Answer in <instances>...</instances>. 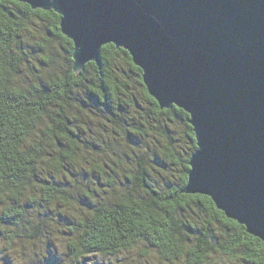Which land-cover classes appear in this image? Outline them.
I'll return each instance as SVG.
<instances>
[{"label": "trees", "instance_id": "obj_1", "mask_svg": "<svg viewBox=\"0 0 264 264\" xmlns=\"http://www.w3.org/2000/svg\"><path fill=\"white\" fill-rule=\"evenodd\" d=\"M34 17L47 33L37 45L55 42L63 53L62 66L43 60L42 76L21 39ZM60 18L0 0V235L39 239L59 223L74 264L129 250L155 264H223L215 254L264 264L259 238L227 223L209 197L181 192L196 149L188 114L160 109L140 68L112 43L76 76Z\"/></svg>", "mask_w": 264, "mask_h": 264}, {"label": "water", "instance_id": "obj_2", "mask_svg": "<svg viewBox=\"0 0 264 264\" xmlns=\"http://www.w3.org/2000/svg\"><path fill=\"white\" fill-rule=\"evenodd\" d=\"M17 1L60 15L76 76L103 45L126 50L159 108L188 114L181 192L264 241V0Z\"/></svg>", "mask_w": 264, "mask_h": 264}, {"label": "rangeland", "instance_id": "obj_3", "mask_svg": "<svg viewBox=\"0 0 264 264\" xmlns=\"http://www.w3.org/2000/svg\"><path fill=\"white\" fill-rule=\"evenodd\" d=\"M46 36L44 23L35 17L26 21L21 39L24 48L29 53L30 68L37 76L44 75L49 66L43 62L44 59L49 58L51 60L50 65L53 66H62L63 62L62 49L57 43L51 42L47 47H39L37 45ZM29 76L32 77L31 75ZM179 152L182 157L187 156V152L184 153L182 150H179ZM174 173L177 176L179 171ZM61 222L63 223L64 220L61 219ZM49 223V225L45 226L49 230L48 232H52V234H46L39 237V239L26 236L9 240L0 235V261H3L4 264H33L34 260H41V262L50 264V261L55 258L56 263L59 264H74L66 256L64 246L65 226L56 222ZM31 228L35 229L33 225H31ZM22 249H27V252L22 251ZM214 257L223 264H236V262L223 258L219 254H215ZM82 260L86 264H155L157 262L152 258H147L146 260L141 258L136 250L120 252L115 255H90ZM79 263H82V261Z\"/></svg>", "mask_w": 264, "mask_h": 264}, {"label": "snow or ice", "instance_id": "obj_4", "mask_svg": "<svg viewBox=\"0 0 264 264\" xmlns=\"http://www.w3.org/2000/svg\"><path fill=\"white\" fill-rule=\"evenodd\" d=\"M105 47H107V45H105ZM192 198H193V199H200V198H206V197L194 196V197H192ZM226 222H227V223H233V224L235 223V221H227V220H226ZM249 230L251 231V226H249ZM262 235H264V234H262ZM261 247L264 248V241L261 242ZM22 251L27 252V249H22ZM53 261H54V264H56L55 258H53V259L50 261V264H52ZM0 264H4V262H3V261H0Z\"/></svg>", "mask_w": 264, "mask_h": 264}]
</instances>
